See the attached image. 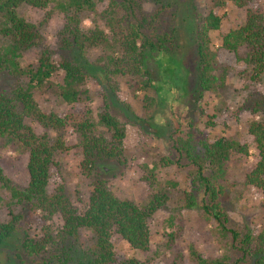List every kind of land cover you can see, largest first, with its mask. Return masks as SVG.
Returning <instances> with one entry per match:
<instances>
[{"label":"trees","instance_id":"16d2710c","mask_svg":"<svg viewBox=\"0 0 264 264\" xmlns=\"http://www.w3.org/2000/svg\"><path fill=\"white\" fill-rule=\"evenodd\" d=\"M144 0H0V80L3 75L15 79L8 87L0 88V148L16 147L27 154L28 183L24 190L13 187L0 168V187L9 193L15 204H30L42 213L46 222L58 216L62 233L77 239L82 230L91 235L96 253L88 264H144L134 258L119 260L111 243L113 235L120 237L136 251L146 253L150 242L149 223L153 215L169 200L167 193L152 194L144 205L117 198L99 176V165L104 162L124 160L125 127L113 115L107 102L96 111L92 99L84 87L95 81L83 65L74 59L48 48L40 28L25 20L18 13L26 6L46 10L55 3L62 15V27L57 33V46L65 53L76 52L79 58L93 51H102L100 74L105 83L116 79L130 80L132 90L142 93L145 115L150 114L156 102L151 92L156 90L152 72L145 68L147 55L173 54L176 51V30L164 27L163 17L171 5L155 0L158 7L148 13ZM230 3L245 10L244 23L227 33H219V45L214 46L211 34L219 32L220 15ZM206 16L196 28V91L200 94H216L226 88L234 76H249L250 82H258L264 74V8L258 0H209ZM50 16V15H48ZM91 16V27L85 28L83 20ZM41 26V25H40ZM31 49L39 51L35 65H20L23 53ZM161 57L155 60L156 63ZM60 80L55 82V78ZM48 87L63 103L74 106L63 112L44 111L34 98L36 90ZM111 87L114 91V88ZM218 115L207 116L206 125L227 129L236 121L232 114L221 109ZM252 114L258 116L247 125V136L257 154L254 167L245 175V184L258 190L264 200V110L257 106ZM33 125L40 128L38 133ZM70 129L76 136L81 150L79 168L90 183V195L82 209L75 208L66 198L60 186L49 194L52 178L59 175L56 155L68 151L61 136ZM51 134L53 136H51ZM175 148L180 157L194 167L190 174L191 188L182 194L185 208L199 206L205 220L223 237H229L237 245L241 258H249L252 264H264V233L253 236L245 228H230L223 211L220 181L227 176V166L234 156H247L246 143L229 137H213L201 143L196 151L190 138H177ZM170 162L167 160V163ZM165 164V163H163ZM149 184L155 182L153 170L144 166ZM168 186L176 185L168 182ZM10 220L0 222V243L16 230L20 215L9 212ZM170 223V222H169ZM171 225V224H169ZM174 241L168 236V246ZM51 243L44 229L41 236L24 234L22 248L29 256H39ZM196 264H228L222 259H207L190 251ZM66 261V259H64ZM63 261V263H64ZM240 262V261H238Z\"/></svg>","mask_w":264,"mask_h":264},{"label":"rangeland","instance_id":"374dc122","mask_svg":"<svg viewBox=\"0 0 264 264\" xmlns=\"http://www.w3.org/2000/svg\"><path fill=\"white\" fill-rule=\"evenodd\" d=\"M62 2L63 0H56ZM171 8L165 13L164 27L176 30V51L173 54H148L145 68L152 72L155 91L151 97L156 102L150 117L145 115L142 93L134 92L130 80L116 79L105 83L100 74L102 51H93L84 58L76 52L65 53L57 46V33L62 27V15L55 3L46 10L20 7L19 15L26 21L38 26L45 43L55 57L59 54L74 59L94 75L95 81L84 89L92 99V109L96 111L107 102L110 114L125 127L124 160L104 162L99 165V176L104 179L109 190L121 200H130L144 205L152 194L160 191L167 193L169 200L150 220V242L146 253L131 249L120 237L113 235L111 243L119 260L134 258L144 264H196L190 251L207 259H222L228 264H252L249 258H241L237 245L229 237H223L207 220L199 206L185 208L182 194L191 188L190 174L194 167L176 151L177 138H190L195 150H201V143L213 137L223 136L246 143L247 156L236 155L227 166V176L220 181L223 194L220 203L229 219V227L244 231L249 229L253 236L264 233V200L260 192L245 184V175L254 167L257 154L247 136V125L258 116L252 114L257 106L264 110V74L258 82H250L249 76H234L223 91L216 94H200L196 91V28L206 16L209 0H162ZM264 8V0H258ZM158 7L155 0H144L143 8L151 13ZM50 15V16H48ZM222 17L219 32L211 34L214 46L219 45V33H227L240 27L245 21V10L228 3L220 13ZM91 16L83 20L85 28L91 27ZM41 25V26H40ZM37 49L22 54L20 65H35L39 57ZM158 63L155 60L161 57ZM55 78V82L59 81ZM15 82L10 76L3 75L0 88ZM114 88V91H112ZM34 98L44 111L63 112L71 107L57 98L48 87L36 90ZM232 114L236 121L227 129L221 126L206 125L207 116L218 115L216 111ZM35 130H41L33 125ZM51 136H53L51 134ZM68 151L56 155L59 175L52 178L48 193L62 187L66 198L75 208L82 209L90 195V183L81 175L79 163L81 150L76 136L70 129L61 134ZM167 160L170 161L167 163ZM165 163V164H163ZM27 154L16 147L0 148V168L10 184L24 190L28 183L26 170ZM153 170L155 182L145 180ZM176 186L172 188L167 183ZM9 212L20 215L21 220L10 238L0 243V264H88L96 253L90 233L80 231L78 238L63 234L62 222L53 216L43 223L42 213L30 204H15L10 195L0 187V222L10 220ZM170 222V223H169ZM171 224V225H169ZM44 229L51 237V243L39 256H29L22 248L24 234L41 236ZM174 241L168 246V236ZM66 259V261H64ZM64 261V263H63ZM240 261V262H238Z\"/></svg>","mask_w":264,"mask_h":264}]
</instances>
